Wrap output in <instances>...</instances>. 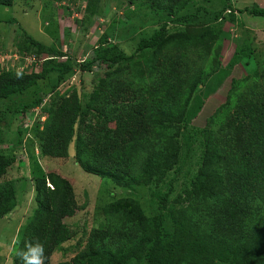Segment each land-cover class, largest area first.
Listing matches in <instances>:
<instances>
[{
  "label": "trees",
  "instance_id": "16d2710c",
  "mask_svg": "<svg viewBox=\"0 0 264 264\" xmlns=\"http://www.w3.org/2000/svg\"><path fill=\"white\" fill-rule=\"evenodd\" d=\"M17 1L0 0V6ZM101 1L86 0L91 25L104 16ZM222 1L217 10L208 8L212 0H126V20L112 21L82 61L21 27L13 32L19 34L14 47L5 50L8 33L0 32L1 56L31 55L40 66L37 73L33 67L18 73L6 60L0 102H18L43 81L53 93L47 103L42 96L26 105L20 101L22 110L10 118L18 115L22 125L13 149L0 150L2 219L16 205L9 172L16 166L26 173L23 138L33 132L38 142L33 176H27L35 209L19 229L11 264H20L16 252L27 241L39 240L52 264L54 253L68 251L79 237L69 224L78 209L75 182L61 168L45 171L43 159L75 164L116 187L105 204L95 191L82 190L83 207L94 197L101 220L87 223L90 229L70 260L54 264H264V59L252 74L233 75L255 54L239 33L226 65L220 67L218 60L222 43L231 37L224 25H240L243 14L264 18V8L235 10L231 1ZM130 35L138 40L128 50ZM94 69L104 76L83 99L74 86L59 93L76 73ZM213 94L223 95L224 102L201 129L196 165L183 167L193 140L192 119ZM35 108L36 120L23 127Z\"/></svg>",
  "mask_w": 264,
  "mask_h": 264
},
{
  "label": "rangeland",
  "instance_id": "374dc122",
  "mask_svg": "<svg viewBox=\"0 0 264 264\" xmlns=\"http://www.w3.org/2000/svg\"><path fill=\"white\" fill-rule=\"evenodd\" d=\"M229 1L232 2V7L235 10L251 6L255 3L260 8H264V0ZM222 2V0H212L208 8L212 9L215 7L219 10ZM125 4L127 5L126 0L101 1L98 4V8L104 13V16L95 17L92 25L89 22L91 20L89 14L85 12L86 0H18L10 7L0 6V32L8 33L7 36L3 35L5 50H10L14 47L13 44L19 34L13 32L18 31V27H21L35 40L46 45L59 46L63 52L73 56L77 61H82L91 56L94 47L100 45V42H102L101 35L105 32V29H108L107 27L110 26L112 21L126 20L124 16ZM129 6L131 9L134 7ZM238 17H241L243 21L239 20L241 22L240 25L232 26L230 23L224 25V29L230 33L231 37L222 43L218 60L220 67L226 65L234 51L232 38L239 33L242 34L243 40L250 43L251 47L255 50L253 59L249 60V66L246 68L244 65H241L236 68L239 71L233 74L236 78H242L257 70L261 64V60L264 59V18L254 17L249 14L238 15ZM77 20L80 23H77ZM127 38L128 41L126 42L129 43L128 50H131L136 44L138 37L130 35ZM114 41L112 39L111 42ZM0 63L1 66H4L6 60L0 59ZM13 66L15 67L13 68L14 71L20 73L17 63L13 64ZM39 69L40 66L37 64L35 70L39 71ZM26 71L27 73L30 72L29 69ZM103 73L104 71L101 69H94L91 72H78L59 87V93L64 94L70 86H74L78 90L81 99H83L86 95L82 94L87 93L91 87L92 89L96 87L99 80L104 76ZM52 95L53 93L47 81H43L29 89L26 96L21 97L18 102H0V119L3 120V123L0 125V135L4 141L0 145V150L7 151L13 149L10 145L16 137V129L22 125L18 115L11 120L10 118L13 112L22 110L20 101L26 105L37 97L42 96L44 99L43 103H47L50 97L52 98ZM222 97L223 95H211L205 101L200 115L192 119V127L194 128L192 131L193 140L186 152L187 157L183 167L196 165L202 150L199 134L202 132L201 129L206 119L224 102ZM37 111L39 110L33 109L32 116L26 119L28 125L23 124V127L27 126L30 128L36 120ZM42 120L43 118L41 117L40 121ZM111 126L113 127L114 124H111ZM73 135H75V130L73 131ZM23 141L25 143L23 146L24 152L20 158L25 159L27 174L24 170L14 166L8 175V178L14 180L16 184V205L12 212L0 219V264H11L10 258L15 250L14 245L18 240L19 229L28 221L35 209L34 192L32 186L29 185L28 178L31 175L33 176L30 165L33 163L35 157L39 156L37 149L38 142L33 132H27ZM69 150L74 151L73 145H70ZM61 162L57 160L50 161L48 159L39 160L40 165L45 171H47L46 167L61 168L63 175L67 176V174H70L67 178L75 182V193L78 196L75 208L78 207V209L76 215L69 221V224L74 232L79 233V237L72 247L66 248L68 251L55 252L51 257L52 264L70 260L77 253L79 244L84 240V233L90 229L87 223L94 226L96 222L101 220V213L94 208L96 201L94 197L88 199L85 208L83 207L85 198L81 195L82 190L88 193L95 191V196L100 204H105L116 194L114 193L116 192V187H114L109 179H101L98 176L86 174L75 164L73 166L71 163H68L60 166ZM140 191L144 194L147 192L144 189ZM141 192H138L137 196L141 195ZM99 217L100 220H98Z\"/></svg>",
  "mask_w": 264,
  "mask_h": 264
},
{
  "label": "clouds",
  "instance_id": "9594fccd",
  "mask_svg": "<svg viewBox=\"0 0 264 264\" xmlns=\"http://www.w3.org/2000/svg\"><path fill=\"white\" fill-rule=\"evenodd\" d=\"M231 4H232V2H231ZM253 5H257V4L255 3V4H252L251 6H253ZM257 6L260 7L259 5H257ZM12 52H14V51H12ZM7 53H9V52H7ZM17 66H18L17 68H19L21 65L19 63H17ZM9 68L13 69L15 67L9 66ZM1 70H3V68ZM18 71H20V70H18ZM20 72H22V71H20ZM33 72H35V71L33 70ZM37 72H39V71H37ZM42 118L44 120V117H42ZM16 255L19 257L20 264H47V256H46L45 247L39 240L27 241L25 243L24 247L21 250H18L16 252Z\"/></svg>",
  "mask_w": 264,
  "mask_h": 264
},
{
  "label": "built area",
  "instance_id": "2783aa9c",
  "mask_svg": "<svg viewBox=\"0 0 264 264\" xmlns=\"http://www.w3.org/2000/svg\"><path fill=\"white\" fill-rule=\"evenodd\" d=\"M0 59H5L9 62V66L13 67V64L15 63H19L21 66L19 67L20 71H23L25 69H29L30 67H33L34 71L37 72V70H35V68H37V64H34L35 61V57L31 56V55H26V54H18L17 52H9L6 53L4 55H0ZM3 67L1 66L0 63V69H2Z\"/></svg>",
  "mask_w": 264,
  "mask_h": 264
}]
</instances>
